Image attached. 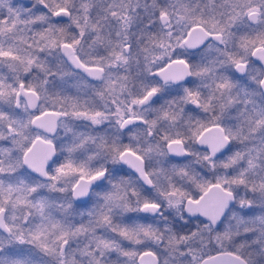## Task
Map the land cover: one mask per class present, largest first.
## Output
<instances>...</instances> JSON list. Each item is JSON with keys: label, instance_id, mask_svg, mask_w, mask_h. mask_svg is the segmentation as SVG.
Instances as JSON below:
<instances>
[{"label": "snow or ice", "instance_id": "obj_1", "mask_svg": "<svg viewBox=\"0 0 264 264\" xmlns=\"http://www.w3.org/2000/svg\"><path fill=\"white\" fill-rule=\"evenodd\" d=\"M0 264H264V0H0Z\"/></svg>", "mask_w": 264, "mask_h": 264}]
</instances>
